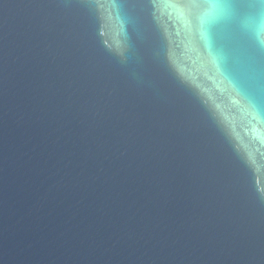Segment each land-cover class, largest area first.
<instances>
[{"label":"water","instance_id":"water-1","mask_svg":"<svg viewBox=\"0 0 264 264\" xmlns=\"http://www.w3.org/2000/svg\"><path fill=\"white\" fill-rule=\"evenodd\" d=\"M0 264H264V0H0Z\"/></svg>","mask_w":264,"mask_h":264}]
</instances>
